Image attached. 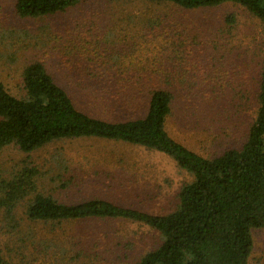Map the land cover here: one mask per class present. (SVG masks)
<instances>
[{
    "label": "rangeland",
    "instance_id": "1",
    "mask_svg": "<svg viewBox=\"0 0 264 264\" xmlns=\"http://www.w3.org/2000/svg\"><path fill=\"white\" fill-rule=\"evenodd\" d=\"M15 3L0 0V79L12 94H24L23 70L40 61L79 108L108 118L117 108L105 98L110 81L88 73L118 60L152 78L144 88L174 95L167 130L188 148L211 157L246 140L258 106L264 26L241 5L190 10L89 0L60 14L21 17ZM24 167H35L40 191L61 202L99 197L153 214L174 209L191 179L161 152L98 138L59 139L33 152L0 147V181ZM252 235L249 264H264V228ZM161 242L158 231L137 222L36 221L24 204L9 212L0 200L5 264H137Z\"/></svg>",
    "mask_w": 264,
    "mask_h": 264
},
{
    "label": "trees",
    "instance_id": "2",
    "mask_svg": "<svg viewBox=\"0 0 264 264\" xmlns=\"http://www.w3.org/2000/svg\"><path fill=\"white\" fill-rule=\"evenodd\" d=\"M89 0H16L21 17L52 16ZM114 3L121 0H98ZM144 6L204 9L234 3L260 19L264 0H129ZM147 18L146 22H153ZM233 23L229 16L227 22ZM118 60L105 72L90 71L89 79L110 81L106 100L115 104L107 117L78 107L72 95L35 61L23 70L24 94L17 96L0 79V147L15 145L33 152L65 138H98L115 145L139 146L161 152L191 179L180 188L178 203L167 213H148L105 198L67 204L40 191L39 171L24 167L0 181L1 204L11 212L24 204L31 220H127L144 224L161 235L162 242L137 264H249L254 229L264 228V60L257 83V110L240 147L206 157L176 140L167 130L175 101L171 92L144 88L148 77L129 73ZM152 83V78L148 79ZM0 264H5L0 249Z\"/></svg>",
    "mask_w": 264,
    "mask_h": 264
}]
</instances>
